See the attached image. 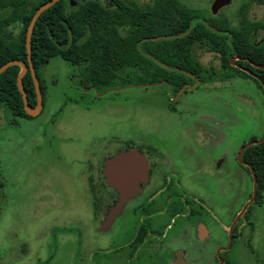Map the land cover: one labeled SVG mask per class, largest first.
Here are the masks:
<instances>
[{
    "label": "rangeland",
    "instance_id": "rangeland-1",
    "mask_svg": "<svg viewBox=\"0 0 264 264\" xmlns=\"http://www.w3.org/2000/svg\"><path fill=\"white\" fill-rule=\"evenodd\" d=\"M249 1L257 0H232L214 17L210 48L205 41L208 47H188L185 54L193 59L199 57V71L210 75L207 82L185 80L194 83L192 87L212 91L202 95L199 90L187 102L185 96L179 95L176 101L185 108L181 116L168 110L169 105L177 103L171 100L175 87L168 94H154L157 81L129 78L127 73L132 70L127 65L109 84L98 85V103L63 106L64 93L70 89V82H76L67 78L76 71H88L59 56L50 58L38 71L44 106L37 118L18 119L16 126L8 127L4 122L11 118L10 112L0 106V168L12 181L4 190L6 198L0 207V264H101L98 250L112 249L129 239L132 221L124 213L107 231L98 229V206L114 195L105 181L101 179L100 184L98 165L120 148L142 149L148 136L180 137L192 133L199 147L207 146L215 157L224 158L229 168L228 208L233 219L252 195L250 175L240 166L236 154L241 143L264 132V90L253 78L241 74L242 70H236L237 65L223 62L221 67L215 58L217 53L212 51L229 49L226 31L230 27L242 34L251 32L255 22L245 13ZM6 28L15 33L18 25L12 23ZM256 38L250 34L246 42L254 45ZM52 114L53 122L44 125ZM50 135L57 140L52 143ZM64 136L70 140L62 142ZM97 136L101 144L93 142ZM53 152H58L60 158L53 157ZM219 177L221 174L215 173L211 180L215 190L222 193ZM254 201L234 224L236 237L230 240L226 254L192 255V264H225L224 257L230 264H264V189ZM179 222L176 221L177 228ZM180 233V229H168L165 236L169 239ZM170 257L168 254L167 261Z\"/></svg>",
    "mask_w": 264,
    "mask_h": 264
},
{
    "label": "flooded vegetation",
    "instance_id": "flooded-vegetation-1",
    "mask_svg": "<svg viewBox=\"0 0 264 264\" xmlns=\"http://www.w3.org/2000/svg\"><path fill=\"white\" fill-rule=\"evenodd\" d=\"M88 1L115 11V45L117 47L127 46L130 49L129 56L118 58V61L126 63L127 69L132 70L127 73L129 78L156 80L157 84L154 85L152 91L154 94H168L173 92L172 88L175 87L172 101H176L179 95H183L187 102L192 95H197L199 90L202 91V95H210L212 89L192 87L194 83L189 84L185 80V78H190L194 82H207L210 75L209 72L199 71L200 68L196 64L199 63V57L193 59L185 53L189 46L205 44L203 41L209 44V47L205 44L208 48L213 45L215 30L212 25L213 19L232 0L222 2L216 7H214L215 0H191V2L185 0H66L69 5L67 12H71L70 7ZM245 9L246 15L253 18L251 20L255 22V25L253 28L251 27V32L243 34V36L246 41V37L250 34L251 36L257 35L258 42L255 41L254 45L243 42L240 48L245 54H254L253 58L239 54L227 57L221 55L235 51L236 49H232V47L229 49L221 47L212 52L217 53L215 58L221 67L224 60L229 66L237 65L238 69L256 79L260 84V89L264 90V83L259 77V73H253L245 65L239 64L241 62L250 66L255 65L260 71L264 70V44L262 43L264 41V1H249ZM252 11L254 12L252 13ZM122 14L126 16L125 19L122 18ZM192 23H194V27H192ZM119 71L121 70L116 71L115 78ZM36 78L40 93V106L37 113L26 114L22 104L25 115L12 117L10 114L11 118L4 122L8 124V127L16 126L18 119L32 121L41 113L44 106V88L40 87L38 74ZM67 79L69 81L76 80V82L74 84L70 82V89L64 93L63 106L79 103L89 106L98 103V81L96 80L98 73L76 71ZM162 85L169 88H162ZM24 90L28 105L34 108L36 104L34 87L32 91L29 88ZM180 104L177 102L174 105H169L168 110L181 116L185 108ZM50 116L44 125L53 122L55 114ZM184 128L186 132H189L188 126ZM47 129L43 128L44 131ZM263 135L264 132L260 137L248 138L240 144L239 150L242 146L250 141L260 139ZM48 137L52 143L57 140L53 135ZM63 138L62 142L64 143L70 140V137L65 138L64 136ZM93 142L101 144L98 136ZM206 147H199L198 139L192 133H188L180 137L148 136L143 148H136L143 154L146 161L145 180L136 182L138 190L120 204L104 229L101 226L119 198L116 189L110 187L113 190V197L110 201L98 206L99 230L107 231L117 217L127 213L132 221L131 236L126 241H120L112 249H99L101 264H130L131 260H133L131 264H151L153 262L157 264H192V260L189 259L192 255L222 256L226 254L231 245L230 240L236 237L234 224L240 215L247 211V208L242 212V208L238 209L231 219L228 208L230 202L228 195L229 168L225 164L224 158L215 157V154L207 150ZM238 152L236 156H238ZM241 153L238 157L241 156ZM52 156L60 158L58 152H53ZM16 158L15 170L18 162V157ZM103 161L104 159L98 165L100 184L101 179L105 181L102 174ZM241 161L244 164L238 162L249 173L252 183V174L254 175L252 168L246 165L249 163L242 159ZM88 169L91 170L92 165ZM215 173L221 174L219 179L222 183V193L220 190H215L213 186L211 179ZM6 174L0 168V207L6 198L5 188L12 184V181L6 178ZM255 198L256 184L253 200ZM177 220H180L179 228L176 226ZM14 221L18 222L17 217ZM168 229L172 231L180 229L181 233L166 239L165 233ZM224 239L227 241L221 244ZM168 254L171 256L169 261H167ZM183 256H185V260H183ZM224 259H226L225 264H230L227 261L228 258L224 257ZM120 260L123 262L120 263Z\"/></svg>",
    "mask_w": 264,
    "mask_h": 264
},
{
    "label": "trees",
    "instance_id": "trees-1",
    "mask_svg": "<svg viewBox=\"0 0 264 264\" xmlns=\"http://www.w3.org/2000/svg\"><path fill=\"white\" fill-rule=\"evenodd\" d=\"M47 0H0V65L11 59L26 62L24 47L25 31L28 21L34 10ZM66 0H57L43 10L36 18L30 37V58L35 74L44 67L50 58L59 56L65 61L82 66L88 72L98 73V85H107L115 79L116 71L123 69L127 64L118 61L129 56V47L115 45V16L112 9L88 1L78 3L67 12ZM125 19V15H121ZM16 23L15 33L7 30L9 24ZM240 30L228 28L229 47L236 49L225 57L233 54L247 55L253 58L254 54H245L240 46L245 38ZM225 63L226 60H224ZM245 65L253 73H259L264 83V70ZM18 65L8 66L0 73V106L9 110L12 117L25 115L22 110L20 93L15 85V76ZM239 70V69H236ZM241 74L249 76L243 71ZM255 84H260L253 78ZM24 89L32 91L33 85L29 71L21 78ZM40 83L41 89L43 85ZM254 138V137H253ZM241 159L250 164L256 178V198L259 191L264 189V139L256 144L244 148ZM245 214V213H244Z\"/></svg>",
    "mask_w": 264,
    "mask_h": 264
},
{
    "label": "water",
    "instance_id": "water-1",
    "mask_svg": "<svg viewBox=\"0 0 264 264\" xmlns=\"http://www.w3.org/2000/svg\"><path fill=\"white\" fill-rule=\"evenodd\" d=\"M57 0H47L41 5H39L34 12L32 13L28 24L26 26L25 31V39H24V47L26 53V62L19 60V59H11L8 61L3 62L0 65V73L4 71L8 66L11 65H18L19 70L15 76V85L17 90L19 91L22 99L23 110L26 114L33 115L37 113L38 108L40 106V93H39V86L37 82V78L35 75L34 68L32 66L31 58H30V37L32 32L33 24L38 17V15L51 6ZM228 0H215L214 7L218 6L222 2H227ZM29 71L34 91H35V99L36 104L34 108H31L26 100L25 90L21 83V78L26 71ZM264 139V135L258 139L253 140L247 143L245 146L259 143ZM245 146H242L238 152V156L240 155L241 151ZM237 156V157H238ZM240 163H243L240 157L237 158ZM244 164V163H243ZM249 168L250 165L246 164ZM102 174L104 176V180L107 185L111 186L112 188L116 189L119 194L118 201L112 208L110 215L107 217L106 221L103 222L101 228L104 229L107 224L111 221L113 214L118 209L120 204L129 196H131L135 191L138 190L136 187L137 181L145 180L146 174V161L143 154L137 150L136 148H123L116 151L114 154L110 155L109 157L105 158L103 161V168ZM255 184L256 179L252 174V195L250 199L242 206L241 212L246 208L249 202H251L255 197Z\"/></svg>",
    "mask_w": 264,
    "mask_h": 264
}]
</instances>
